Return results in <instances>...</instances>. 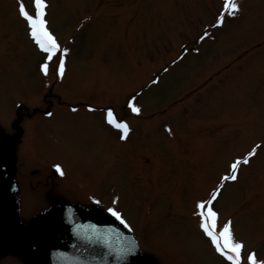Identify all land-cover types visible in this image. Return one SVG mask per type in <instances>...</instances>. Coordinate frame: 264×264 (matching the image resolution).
Returning a JSON list of instances; mask_svg holds the SVG:
<instances>
[{
  "label": "rangeland",
  "instance_id": "obj_1",
  "mask_svg": "<svg viewBox=\"0 0 264 264\" xmlns=\"http://www.w3.org/2000/svg\"><path fill=\"white\" fill-rule=\"evenodd\" d=\"M46 1L47 27L68 50L63 76L61 51L48 60L19 13L23 3L34 15V0H0L1 149L21 131L0 192L16 203L8 252L28 262L21 237L58 195L119 212L142 264H231L196 213L218 190L216 231L230 222L241 264L264 260V0H234V13L229 0ZM236 160L237 178L224 179ZM0 264L25 262L2 254Z\"/></svg>",
  "mask_w": 264,
  "mask_h": 264
},
{
  "label": "snow or ice",
  "instance_id": "obj_2",
  "mask_svg": "<svg viewBox=\"0 0 264 264\" xmlns=\"http://www.w3.org/2000/svg\"><path fill=\"white\" fill-rule=\"evenodd\" d=\"M34 3L36 8L34 15L29 14V12L25 10L23 3H20L19 5V13L27 21V24L30 28L31 37L35 40L39 47L48 54V60H52L56 52L61 51V55L59 57L58 74L63 76V53H66L68 50H60V45L57 43L55 36L49 31L47 27V20L45 19L46 0H34ZM229 4L234 13L238 8V5L234 2V0H229ZM217 22L221 23L222 20L218 19ZM42 70L44 71L45 75H47L48 64L42 65ZM129 107H131L132 111L135 113L140 112V109L132 103L129 104ZM49 115H51V113H49ZM106 121L114 128L120 130L122 139L127 136L129 132L127 123L117 120L111 109L107 110ZM253 155L254 152L248 153L249 157ZM248 162L249 161L247 159L243 160V163L245 164ZM240 164V160L234 161L231 164V175L224 177V179L235 180L237 178V169ZM56 167L57 171H60V174L63 175V172L59 169V166ZM217 191L212 193L211 199L200 202L197 205V207L201 209L200 216L202 219L200 226L204 233L211 238V241L218 252L225 255L231 264H241L243 245L242 243L234 240L230 222L226 223L221 231H216L217 212L213 210L211 204L216 198ZM97 203H99V201H97ZM107 211L117 219L121 220V223H124L119 212L115 211L113 208H108ZM247 260L249 261V264H264V260H257L255 253H249L247 255Z\"/></svg>",
  "mask_w": 264,
  "mask_h": 264
},
{
  "label": "water",
  "instance_id": "obj_3",
  "mask_svg": "<svg viewBox=\"0 0 264 264\" xmlns=\"http://www.w3.org/2000/svg\"><path fill=\"white\" fill-rule=\"evenodd\" d=\"M64 214H58L52 217L44 218L36 222L28 238L32 242L37 243L34 251L32 264H52L51 257L55 254L58 260L70 259L71 256L62 255L60 253L72 252L76 253L78 247L71 246L73 237H69L70 227L64 225L62 219ZM94 220V219H91ZM97 223L106 224L108 218L101 216L96 219ZM104 255L108 258L110 264H136L135 256H129L125 261L124 258L117 260L113 255L104 248Z\"/></svg>",
  "mask_w": 264,
  "mask_h": 264
}]
</instances>
